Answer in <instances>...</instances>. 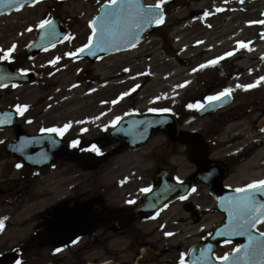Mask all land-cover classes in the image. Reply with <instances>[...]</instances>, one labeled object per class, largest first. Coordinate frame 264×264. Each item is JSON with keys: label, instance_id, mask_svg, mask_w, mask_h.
Listing matches in <instances>:
<instances>
[{"label": "rangeland", "instance_id": "374dc122", "mask_svg": "<svg viewBox=\"0 0 264 264\" xmlns=\"http://www.w3.org/2000/svg\"><path fill=\"white\" fill-rule=\"evenodd\" d=\"M104 1L43 0L0 18V48L7 49L16 43L13 66L20 65L35 74L32 82L14 91L0 90V102L8 106L14 100L29 104L36 122L28 130L69 124L66 140L77 135L83 143L101 141L100 151L93 155L71 151L76 158L67 159L64 166L44 173L34 181L33 191L43 188V180L54 173V178L63 174L60 183L66 184L64 195L67 196L70 180L76 179L80 192H86L87 197L99 195L105 205H120L126 200L135 201L140 190L152 184L154 173L162 167L186 177L193 168L186 160V148L171 143L161 131L145 147L107 155L117 144L113 138L103 141L107 138L104 130L112 120L133 110L143 112L152 108L176 113L186 136L212 147V158L226 155V162L231 163L227 182L241 184L264 178V131L255 128L258 116L264 111V81L247 90L237 87L264 76V61L259 58L264 53V24L247 23L264 20V0H165L162 6L165 22L153 28L135 47L95 61L66 56L65 53L86 43L90 33L88 21ZM144 1L156 3V0ZM205 11L212 14L205 17ZM47 17L59 18L69 28L70 38L48 51L29 56L25 46L33 38L35 27L32 31L27 28ZM237 40L245 41L248 47L241 48ZM233 49L238 51L216 64L198 68ZM56 56L61 59L49 64ZM193 68L198 70L193 72ZM185 80L190 83L177 87ZM226 87L233 89L232 101L213 113L197 116L194 108L186 106L187 102H195L193 99L200 100L203 95ZM130 89L134 91L120 98L121 93ZM157 96L160 99H155ZM113 100L117 102L112 103ZM10 133L11 130L0 131V182L8 180L6 195L10 189L20 188L21 174L10 171L13 159L4 147V138ZM239 149L235 164L232 153ZM241 160L247 164L242 165ZM4 197L1 194L0 217L5 213L10 215L5 230L0 233V252L15 247L33 229L39 216L34 214L46 205L42 203L45 199L33 201L36 196L28 195L22 204ZM30 216H33L30 221L23 222ZM138 224L150 227L146 223ZM85 239L91 240L92 236ZM166 246L170 249L169 243ZM50 253L47 246L27 247L21 264H46L51 257L56 258V264H84L104 255L97 248H88L82 257L66 252L65 261L61 258L63 251L54 256Z\"/></svg>", "mask_w": 264, "mask_h": 264}, {"label": "flooded vegetation", "instance_id": "af4514ba", "mask_svg": "<svg viewBox=\"0 0 264 264\" xmlns=\"http://www.w3.org/2000/svg\"><path fill=\"white\" fill-rule=\"evenodd\" d=\"M25 115L24 112V115L21 116V126L29 127L35 120L31 115L25 120ZM212 153L213 151H206L204 148L199 151L196 158L192 159L193 161L190 164L195 166L196 174L213 162H218L228 172L231 171V163L229 164L226 160L212 158ZM168 170L172 173L171 169ZM29 175L33 174L29 172ZM227 178L222 179L221 182L228 184L226 182ZM21 180L30 182L27 178ZM198 186L200 187L195 188V191H192L185 199L178 198L158 211L159 215H156L157 212L137 215L135 213L136 204L131 206L129 204L105 205L101 198L89 201V199H84L82 192H75L69 197L66 196L61 200L48 203L42 212L43 214L36 221V226L33 225L38 229L35 231V228L32 227L33 229L19 241V244L27 242L25 246L30 248L35 244L31 241L35 242L38 239L36 244L42 245L46 243L42 231L53 217L67 213L87 212L88 215L96 218L98 223L92 235L91 245L97 248L98 252L104 254L99 258H95V262L108 261L109 264H178L180 253L183 252L187 253L185 256L187 264H191L187 257L189 251L198 243L204 241L214 226L223 218V215L215 209L213 197L208 193L206 187L203 184H198ZM193 207H196L197 210H193ZM30 219L23 220V222L30 221ZM138 223H146L150 227ZM200 223L204 226L199 225ZM257 228L263 231L264 223L257 224ZM165 232H173L174 235L165 236ZM84 237H87V235H81L76 243L83 245L81 240ZM236 238L237 236H229L227 240H230L231 243H218L210 251H208V247L200 249L203 255H208L212 251L213 257V260L203 261L201 264H218L215 257L230 252L232 248L239 244ZM87 242L89 240L84 242V244L86 243L85 246L88 244ZM168 243L170 249L166 246ZM75 244L70 243L61 248L65 253L61 257L63 260H67L66 252L74 255L82 254L83 249L80 246L75 248ZM193 251H197L195 252L196 256L200 255L199 246L195 247ZM54 261V258H52L50 263H54ZM194 264L198 263L195 262Z\"/></svg>", "mask_w": 264, "mask_h": 264}, {"label": "snow or ice", "instance_id": "6c2138e0", "mask_svg": "<svg viewBox=\"0 0 264 264\" xmlns=\"http://www.w3.org/2000/svg\"><path fill=\"white\" fill-rule=\"evenodd\" d=\"M38 0H0V8L7 7L9 10L16 8L17 10L23 8L26 3L35 5ZM243 2V0H242ZM165 4V0H156L155 4H143L141 0H105L104 4L100 5V14L96 17H93L88 21L90 26V34L87 37V42L82 44L80 47L76 48L75 51L65 53L66 56L73 58H78L79 53L87 52L89 55L96 56L97 53L101 50L107 51L108 49L119 50L118 45L124 44L128 47H135L134 41H139L141 30L151 23H156L161 25L165 22V14L161 10L162 6ZM222 9L217 8V11ZM212 13L209 11L204 12V16L207 17ZM249 24H264V20L259 21H247ZM211 26V25H209ZM36 27L39 29H47V35L55 38L56 28L55 21L53 19L45 18L41 19L38 24L35 26H28L27 31H32V28ZM45 33H42V36ZM65 39L70 38V34L64 37ZM197 43H201L197 41ZM237 45L241 48L248 47V43L242 40L236 41ZM250 43V42H249ZM50 47H55V44H51ZM17 44L13 43L7 49L0 48V52L3 54L0 55V60L9 61L13 60L14 57L12 53L16 50ZM47 51V48L44 49ZM232 51L223 53V56H217L212 60H208L205 63H202L198 66L199 69H203L209 65L216 64L221 59L227 56L233 55ZM60 56H56L54 59L49 60V64H56L60 60ZM198 68H193L192 71L196 72ZM30 71L28 68L19 69V74H26ZM51 74V73H50ZM11 74L5 72H0V80L9 78ZM264 81V76L259 77L253 83L248 84H237L238 88H243L245 90L256 87ZM190 83L185 80L183 84L177 85V87H183ZM6 85L0 83V87H5ZM13 87L17 85L13 84ZM75 87V85H73ZM135 87H139L136 85ZM89 91H94L90 89ZM129 91L123 92L120 94V98L129 95ZM233 89L231 87H226L223 90L210 94L204 98L203 101L190 102L186 106L189 109H203L206 104L210 105L214 101H219L222 98L231 96ZM155 99H160L159 96ZM116 100H113L112 103H116ZM30 106L27 104H17L15 108L19 115L23 116L24 112ZM153 112H167L171 109L165 108H152L150 109ZM119 120V117L116 118ZM116 120L112 121L114 124ZM11 123L10 119H0V124ZM70 127L69 124H64L63 127H51V128H41L42 132H56L61 136L64 132ZM264 131V128L261 129ZM83 131V129H82ZM2 142V141H0ZM79 141L73 140L72 146L76 147ZM23 149V145L21 149ZM91 150L94 152H99L100 148L93 144L91 145ZM17 168L22 167V163L16 164ZM176 181L183 183L181 178L177 176ZM123 183V181H121ZM141 192L150 191L149 187H145L140 190ZM195 191V188L192 189ZM236 194L230 197L224 198L221 197L222 201L226 200V204L222 203V207H226L228 211V224L225 225L223 231L216 232L217 236H247V244H237L234 248L231 249L233 253H236L235 256H230L229 253H224L222 256H216L215 259L218 261H224L225 264H264V232H261L257 228V224L264 223V179L252 180L250 183L243 185L242 187H237L235 190ZM181 200L185 199V196L179 197ZM129 204L135 203L134 200L126 201ZM167 207V204L164 205ZM156 215H159L157 212ZM7 217L0 218V231L4 229V221ZM163 227V225H161ZM255 229V232L253 231ZM165 236L174 235L173 232H165ZM211 235V233L209 234ZM79 240V237L76 240H73L72 243L75 244ZM223 243L229 244L230 240H224ZM211 250V246H208V251ZM56 252L61 251L60 248L55 249ZM242 253V255H241ZM187 253H180L178 264H187L185 256ZM16 264H21L20 260L16 261Z\"/></svg>", "mask_w": 264, "mask_h": 264}, {"label": "water", "instance_id": "95a60500", "mask_svg": "<svg viewBox=\"0 0 264 264\" xmlns=\"http://www.w3.org/2000/svg\"><path fill=\"white\" fill-rule=\"evenodd\" d=\"M141 3H143L142 0H141ZM153 24H154V22L149 24V25H146L141 30L139 41L145 36L147 31L152 27ZM55 28H56L55 38L48 36L47 34H45L42 37L41 33L43 32V29L39 30L40 32H39V35L37 37L38 43L36 42V44L38 45V48L48 47L51 44L60 41L65 36V34L67 33V31H61L60 30V26H59L57 21H55ZM57 34H58V37H57ZM40 36L43 38V39L40 38L41 43H39V37ZM139 41H134V43L136 44ZM33 47L34 48H32V49L36 50L35 46H33ZM118 47H119V50L112 49V48L108 49L107 51L101 50L97 53L96 56L89 55L87 52L81 53L80 55H86V56H88V58L92 59V58H95L99 55H104V54H107L110 52H116V51H120V50H124V49L129 48L127 45H124V44H120V45H118ZM29 49H31V48L29 47ZM32 49H31V51H32ZM262 59H264V56H262ZM227 102H228V100H226L225 103H227ZM217 105H219V104H214L213 107L208 106L209 108H206V106H205L204 109H206L207 111H211ZM206 110L202 109L201 111H199V113H204ZM262 125H264V117L260 118V120L258 121V126L260 127ZM160 129H166L170 138L173 141H179L180 138L177 137L178 125L174 120V116L167 114V113H164V114H149L148 113V114H141V115H136V114L128 115V116L124 117L123 119H121L120 122L118 123V125L116 127H114L113 129H111L109 133H112L113 135H115L119 138H122L125 141L124 147H128L129 149H134V148H137V147H140L142 145L147 144L151 140L154 133ZM137 138H141V140L136 142L135 139H137ZM12 140H14V139H11V141ZM8 147L12 150L16 146H13L12 142H10L8 144ZM35 150L40 153V152H44L45 148L42 144V145H39V147H36ZM51 150L54 151L56 156L59 154V148L52 147ZM15 153L17 156L21 157L25 163L28 164L30 162V163H32V165H35L33 162L29 161L30 159H28V156L25 153H23L21 155L18 154L17 152H15ZM156 178L158 181V185L151 192L146 193L145 201L142 204V206H144V207L152 206V208H154L156 205L158 206L159 205L158 203L156 205L152 203L151 198L149 199V195H150V197H152V196L154 197V195H155V196H158L159 198H161L163 196L162 190H164V188L166 190L174 189L177 191L179 189L186 190L188 188V184L180 185V184H171V183H167V182H165V185L161 184V183H164L163 182L164 177L162 176V173L157 174ZM166 195H168V194H166ZM173 197L174 196L167 198L166 196H164L161 199H171ZM154 198H156V197H154ZM166 201H168V200H166ZM158 207H160V205ZM152 208H150V209H152ZM87 225L92 227L94 225V223H93V221L86 219V217L85 218L84 217L78 218V219H76V218H68V219L64 218L62 220L59 219L52 224V226L46 231V234L50 238L52 243H56V240L63 237L64 232H65L64 236L69 237L70 235H72L78 231L79 232L85 231L84 229ZM57 232H59V233H57ZM1 263H2V261L0 259V264Z\"/></svg>", "mask_w": 264, "mask_h": 264}, {"label": "bare ground", "instance_id": "6f19581e", "mask_svg": "<svg viewBox=\"0 0 264 264\" xmlns=\"http://www.w3.org/2000/svg\"><path fill=\"white\" fill-rule=\"evenodd\" d=\"M238 51V50H237Z\"/></svg>", "mask_w": 264, "mask_h": 264}]
</instances>
